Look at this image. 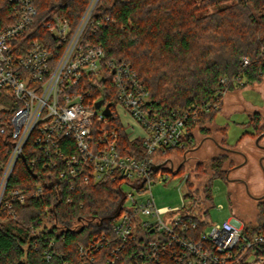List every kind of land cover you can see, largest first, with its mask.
Returning a JSON list of instances; mask_svg holds the SVG:
<instances>
[{
    "label": "built area",
    "instance_id": "2783aa9c",
    "mask_svg": "<svg viewBox=\"0 0 264 264\" xmlns=\"http://www.w3.org/2000/svg\"><path fill=\"white\" fill-rule=\"evenodd\" d=\"M8 1L7 16L0 15V221L16 218L17 206L28 197H45L42 182L10 186L29 147L35 152L30 165L39 163L40 153L54 187L70 181L74 190L75 180L121 183L124 198L111 233L79 245L81 264H264V232L245 233L246 223L237 216L207 228L208 221L202 226L204 218L185 206L159 208L151 191L157 175L180 173L174 154L194 144L188 123L197 124L219 102L154 112L133 65L108 57L92 41L98 27L111 22L109 16L92 19L97 0L75 26L57 14L35 23L34 0ZM249 62L243 58V65ZM227 92L218 97L224 100ZM123 129L140 146L136 141L130 149ZM189 175L182 176L185 185ZM56 245L52 240L46 249L48 260L64 258Z\"/></svg>",
    "mask_w": 264,
    "mask_h": 264
},
{
    "label": "trees",
    "instance_id": "16d2710c",
    "mask_svg": "<svg viewBox=\"0 0 264 264\" xmlns=\"http://www.w3.org/2000/svg\"><path fill=\"white\" fill-rule=\"evenodd\" d=\"M90 1L34 0L35 23L57 14L75 26ZM9 8L8 0H0L2 17ZM106 16L111 22L100 25L92 41L101 43L108 57L133 65L149 89L154 112L167 115L192 105L219 102V107L203 114L197 124L188 123L193 137L195 129L212 134L209 123L223 105L220 91L231 92L264 77V0H98L92 19ZM244 57L249 64L243 65ZM244 123L252 127L255 136L264 130L259 112L249 115ZM122 140L130 149L136 141L141 144L139 140L128 141L124 129ZM220 142L227 143L225 138ZM33 156L35 152L26 147L25 159L17 162L10 186L33 188L42 182L45 197H28L17 206L16 218L0 221V264H63L65 259L81 264L79 245L103 231L111 233L124 198L121 183L103 180L86 185L75 180L74 190L70 181L54 187L46 179L50 175L42 168L41 154L37 152L39 163L35 166L30 165ZM224 160L222 155L211 160V176L202 187H194L191 177L187 179L188 196L206 204L202 226L207 222L204 215L212 199L213 179L223 176ZM199 168L208 174L198 162L190 176ZM258 206L257 219L245 224V233L264 232V200ZM52 240L57 243L53 249L64 258H46L44 253Z\"/></svg>",
    "mask_w": 264,
    "mask_h": 264
},
{
    "label": "rangeland",
    "instance_id": "374dc122",
    "mask_svg": "<svg viewBox=\"0 0 264 264\" xmlns=\"http://www.w3.org/2000/svg\"><path fill=\"white\" fill-rule=\"evenodd\" d=\"M259 112L262 119H264V77L261 81L254 84L246 85L242 88H237L231 92H227L223 100V105L220 112L216 115L215 119L208 125L211 127L212 134L216 137H221L222 134L218 131L225 130V136L228 143L244 149L248 153V165L242 167L243 172L250 174V182L254 185L252 190L255 195L263 194V181L264 174L258 165V154L260 150L255 145V132L251 126H247L244 122L248 119L246 113ZM244 123V124H243ZM219 125V126H218ZM247 132L245 135L242 133ZM198 135V134H197ZM242 135V136H241ZM214 140H206L203 146L196 151H188L183 154L182 151L177 152L174 157V162L178 165L187 157L182 171L178 174L170 175L168 178L163 179L160 174L153 179L151 191L159 208L164 207H181L185 206L187 210L197 213L202 216L204 211V203L193 200L188 196V188L183 182V175L194 168L196 163L201 162L208 169V174H202V169L199 168L198 172H193L191 176L192 184L196 186H203L211 176L209 165L211 160L221 153L219 143ZM195 144V142H194ZM193 144V145H194ZM191 145V147H193ZM185 155V156H184ZM235 161L240 162L243 159L234 156ZM199 173V174H197ZM127 191H131V187H126ZM144 197L143 194H138ZM264 200L254 199L248 193L246 187H236L235 184L231 185L223 177L213 179L212 185V199L209 200L210 206L208 213L204 215L207 218V228L212 223L222 222L231 216L239 217L244 223L255 222L260 207L258 202Z\"/></svg>",
    "mask_w": 264,
    "mask_h": 264
},
{
    "label": "flooded vegetation",
    "instance_id": "af4514ba",
    "mask_svg": "<svg viewBox=\"0 0 264 264\" xmlns=\"http://www.w3.org/2000/svg\"><path fill=\"white\" fill-rule=\"evenodd\" d=\"M262 122L264 123V119H262ZM261 137V138H259ZM220 145V149L222 150L219 155H222L225 157L224 163H223V178L230 183L231 185L235 184L236 187H246L248 193L251 195L254 199H261L264 198V181H263V194L260 193V195H255L252 188L254 185L252 182H250L249 176L250 174L248 171L245 173L242 170V167L248 165V153L244 149H238L237 147L230 145L228 143L222 144L220 141H218ZM255 145L258 150H260V153L258 154V165L263 171L264 174V130L256 137L255 139ZM234 156L241 157L243 160L240 162L235 161L236 159ZM187 158V157H186ZM186 158L183 159L182 163L184 164L186 162Z\"/></svg>",
    "mask_w": 264,
    "mask_h": 264
},
{
    "label": "crops",
    "instance_id": "0c3cea01",
    "mask_svg": "<svg viewBox=\"0 0 264 264\" xmlns=\"http://www.w3.org/2000/svg\"><path fill=\"white\" fill-rule=\"evenodd\" d=\"M247 114H248V119H249V114L250 113H248V112H246ZM247 119V120H248ZM219 126V125H218ZM194 142H195V144L193 145V147H191L190 148V152H192V151H196V150H198V149H200L202 146H203V144H204V142L206 141V140H214L215 139V143L217 144L218 143V141H221L223 138H225V136L224 135H222L221 137H216V136H214V134H205V133H202L200 130H198V129H195L194 131ZM198 134V135H197ZM228 135V134H227ZM226 139V138H225ZM227 141V143H228V140H226ZM229 144V143H228ZM231 145V144H230ZM188 153V152H187ZM185 156V155H184ZM186 158V157H185ZM187 159V158H186ZM182 162H180V164H181ZM179 164V165H180Z\"/></svg>",
    "mask_w": 264,
    "mask_h": 264
},
{
    "label": "water",
    "instance_id": "95a60500",
    "mask_svg": "<svg viewBox=\"0 0 264 264\" xmlns=\"http://www.w3.org/2000/svg\"><path fill=\"white\" fill-rule=\"evenodd\" d=\"M97 1H98V0H97ZM100 104H101V101H99V102L97 103V106H100ZM105 112H106L107 114H110V113H111L109 108L106 109ZM259 138H261V137H259ZM182 164H183V163H181V164L179 165L178 170H180ZM160 166H161V165H157L156 168H159Z\"/></svg>",
    "mask_w": 264,
    "mask_h": 264
}]
</instances>
